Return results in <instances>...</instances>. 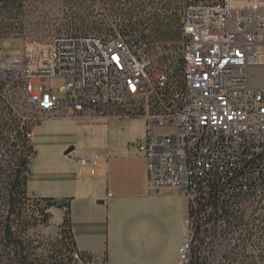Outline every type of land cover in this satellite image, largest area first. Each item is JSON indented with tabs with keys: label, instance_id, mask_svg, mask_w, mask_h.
<instances>
[{
	"label": "built area",
	"instance_id": "1",
	"mask_svg": "<svg viewBox=\"0 0 264 264\" xmlns=\"http://www.w3.org/2000/svg\"><path fill=\"white\" fill-rule=\"evenodd\" d=\"M178 2V41L151 45L116 28L61 31L46 41L25 39L22 55L5 54L0 79L22 84L39 112L36 124L146 119L137 148L149 187L175 188L189 202L178 264L197 252L206 264H264V85L253 88L249 75L264 67V0ZM49 79L65 83V98ZM68 157L79 175L90 162L89 174L97 175L98 153ZM32 205L37 219L53 212L33 195ZM72 256L79 264L102 261L82 259L79 249Z\"/></svg>",
	"mask_w": 264,
	"mask_h": 264
},
{
	"label": "crops",
	"instance_id": "2",
	"mask_svg": "<svg viewBox=\"0 0 264 264\" xmlns=\"http://www.w3.org/2000/svg\"><path fill=\"white\" fill-rule=\"evenodd\" d=\"M98 120H107L114 128L123 124L119 120ZM127 123L129 145L103 143L100 151L86 155H100L96 176L89 174L92 162L84 168V175H79L65 151L70 165L68 168L58 165V175L52 180L56 185L47 188L45 183L31 189L28 180L29 192L47 198L36 193L54 190L51 194L58 197L48 198L70 200L76 245L84 253L106 259L107 264H178L185 239L183 224L188 199L175 188L149 187L145 158L137 145L131 143L135 133L130 121ZM37 154L36 150L30 166ZM53 161L48 157L46 164ZM47 167L50 168L45 166L40 175L48 174ZM30 174L31 167L29 178Z\"/></svg>",
	"mask_w": 264,
	"mask_h": 264
},
{
	"label": "trees",
	"instance_id": "3",
	"mask_svg": "<svg viewBox=\"0 0 264 264\" xmlns=\"http://www.w3.org/2000/svg\"><path fill=\"white\" fill-rule=\"evenodd\" d=\"M62 1L67 6L65 17L73 31L102 32L107 23L113 22L122 33L138 35L141 39L148 40L151 45L172 43L181 38L178 0ZM174 1L177 9L173 6ZM26 2L27 0H0V18L5 15L18 17L24 12ZM101 5L105 9H101ZM2 23L0 35L23 29V24L21 27L15 22ZM6 86L7 83L0 82V264H77L78 261L74 260L72 252L66 253L57 244H52L45 252L38 254L35 249L37 246L28 235L34 224L28 207L32 196L28 189L30 164L36 154L32 143L33 127L24 126L23 130L20 128L15 133L16 136L11 133L17 119L8 108L9 100L3 92ZM3 146H8L5 152L2 151ZM36 198L45 201L50 209L58 203L54 198ZM66 201L67 206L71 207L70 200ZM43 211V221L49 222L53 212ZM34 219L39 221L37 218ZM61 226L68 235L71 249L78 250L71 224V210L65 214ZM80 253L82 259L95 258L92 254L82 251ZM98 264H107V260L102 259ZM187 264L206 263L197 252Z\"/></svg>",
	"mask_w": 264,
	"mask_h": 264
},
{
	"label": "rangeland",
	"instance_id": "4",
	"mask_svg": "<svg viewBox=\"0 0 264 264\" xmlns=\"http://www.w3.org/2000/svg\"><path fill=\"white\" fill-rule=\"evenodd\" d=\"M24 12L18 17L17 15L3 16L0 18V26L4 23H18L23 24V29L14 31L11 34L0 35V60L5 54L18 56L22 55L25 50V39L46 41L56 33L61 31L70 32L73 29L67 23L65 17L67 6L62 0H27L25 3ZM173 6L177 9V5L174 1ZM100 8V7H99ZM101 9H105L101 5ZM105 11V10H102ZM9 17V18H8ZM106 30H114V28L121 31L116 23L109 22L105 26ZM250 85L253 88H260L264 85V67H253L250 69ZM0 82L7 83L4 96L9 100L7 102L8 108L12 110V115L17 119V123L11 132L14 136L15 133L23 127H32L39 121V112L33 109L28 100V94L24 91L22 84L7 78L0 79ZM47 84L60 98H65V93L61 91V87L65 83L59 79H49ZM40 84L38 82L33 83L34 92L39 91ZM111 120H119L123 124L117 125L116 128L110 126L107 120L98 119H74V118H61L50 117L45 118L40 123L33 127L32 131V143L35 149L38 151L37 158L32 163L31 174L29 178V184L31 183V189L34 186H40L46 183L48 185H56L52 181L58 175V165L68 168L70 161L64 156V152L70 147L75 146V155L86 156L94 151H100L99 149L104 145H116L121 143L130 144L128 141L129 130L127 122L130 121L132 133L131 143L138 145L144 143L147 136V121L144 118H131L128 120L110 118ZM112 124V122H110ZM121 126V127H120ZM16 142L19 140L15 138ZM102 144V145H101ZM3 152L7 147L3 146ZM52 157L54 163L46 164L47 158ZM7 158V157H6ZM62 160V161H60ZM63 162V163H59ZM45 166H49L48 174L45 176L40 173L45 169ZM33 191V190H32ZM38 191L36 195L44 197H58L55 194H51L54 190ZM55 193V192H54ZM62 199V198H60ZM32 220L34 222L32 228L28 231V235L32 242H34L36 252L42 254L45 249H49L52 244L62 246L66 253H71V245L68 240V235L65 233L64 228H57L63 223L65 218V210L58 205L52 207L53 214L49 224L44 219H38L36 221V206H28ZM189 211L188 209L185 217ZM4 213V212H3ZM54 225V226H53ZM184 225V235L188 231V228ZM73 264V263H71ZM78 264V263H77Z\"/></svg>",
	"mask_w": 264,
	"mask_h": 264
},
{
	"label": "water",
	"instance_id": "5",
	"mask_svg": "<svg viewBox=\"0 0 264 264\" xmlns=\"http://www.w3.org/2000/svg\"><path fill=\"white\" fill-rule=\"evenodd\" d=\"M75 146H70L67 150H66V152H65V155L68 157V156H70V155H72V153L75 151ZM65 202H66V200L65 199H59L58 200V203H57V205L59 206V207H63L64 206V204H65Z\"/></svg>",
	"mask_w": 264,
	"mask_h": 264
}]
</instances>
